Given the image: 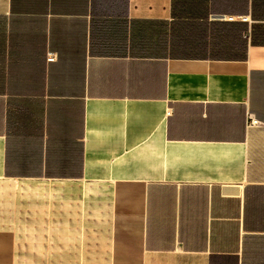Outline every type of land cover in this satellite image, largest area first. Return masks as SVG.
<instances>
[{
	"label": "crops",
	"instance_id": "crops-1",
	"mask_svg": "<svg viewBox=\"0 0 264 264\" xmlns=\"http://www.w3.org/2000/svg\"><path fill=\"white\" fill-rule=\"evenodd\" d=\"M0 264H264V0H0Z\"/></svg>",
	"mask_w": 264,
	"mask_h": 264
},
{
	"label": "built area",
	"instance_id": "built-area-1",
	"mask_svg": "<svg viewBox=\"0 0 264 264\" xmlns=\"http://www.w3.org/2000/svg\"><path fill=\"white\" fill-rule=\"evenodd\" d=\"M47 59H48V62H54L56 60V56L52 53H49ZM248 125L254 127V126H259L260 123L254 118V115L249 113L248 114Z\"/></svg>",
	"mask_w": 264,
	"mask_h": 264
}]
</instances>
